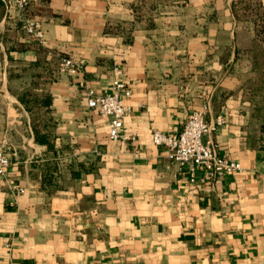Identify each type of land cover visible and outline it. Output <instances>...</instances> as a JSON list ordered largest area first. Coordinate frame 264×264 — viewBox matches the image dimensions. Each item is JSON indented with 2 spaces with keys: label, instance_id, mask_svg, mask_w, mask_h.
<instances>
[{
  "label": "crops",
  "instance_id": "1",
  "mask_svg": "<svg viewBox=\"0 0 264 264\" xmlns=\"http://www.w3.org/2000/svg\"><path fill=\"white\" fill-rule=\"evenodd\" d=\"M30 1L9 14L0 0V264H264V0ZM115 68L135 142L88 105ZM207 101L225 121L207 140L242 168L214 182L152 140Z\"/></svg>",
  "mask_w": 264,
  "mask_h": 264
},
{
  "label": "built area",
  "instance_id": "2",
  "mask_svg": "<svg viewBox=\"0 0 264 264\" xmlns=\"http://www.w3.org/2000/svg\"><path fill=\"white\" fill-rule=\"evenodd\" d=\"M8 13L25 11L30 0H2ZM25 33L41 45H45V35L41 21L29 18L24 22ZM79 69L77 63L69 57L60 61V72L74 74ZM116 79L110 89L98 94L93 90L87 92L88 105L107 116L110 120L109 137L112 141H132L134 136H129L124 127V119L130 111L125 101L131 97V89L123 79L121 68L114 69ZM210 110L209 101L205 102L202 109L188 116L181 132L163 133L153 131L152 140L158 147L167 151L168 159L179 167L191 166L199 169L211 182L223 176H232L241 171V165L227 154H220L215 143L207 140L217 127L224 124L223 117H218L215 123L207 121ZM10 167V159L3 146H0V183Z\"/></svg>",
  "mask_w": 264,
  "mask_h": 264
},
{
  "label": "trees",
  "instance_id": "3",
  "mask_svg": "<svg viewBox=\"0 0 264 264\" xmlns=\"http://www.w3.org/2000/svg\"><path fill=\"white\" fill-rule=\"evenodd\" d=\"M245 9H246V6H245ZM257 36H258V38L260 40L264 39V24L260 25L259 29L257 30ZM258 53H260L259 54L260 57H263L264 58V49H260ZM262 62H261V60L260 61H257L256 68H257V70L259 72L258 73L259 74L258 77L260 76L261 77V81L264 83V63H262ZM254 91L256 93H259L261 95L264 90L263 89H259L257 87H254Z\"/></svg>",
  "mask_w": 264,
  "mask_h": 264
},
{
  "label": "rangeland",
  "instance_id": "4",
  "mask_svg": "<svg viewBox=\"0 0 264 264\" xmlns=\"http://www.w3.org/2000/svg\"><path fill=\"white\" fill-rule=\"evenodd\" d=\"M262 61V60H261ZM262 63H264V61L262 62ZM256 83H254V86L255 87H257V88H259V89H263L264 90V83L261 81V77L259 76V77H257V79H256ZM256 101L258 102V105L260 106L261 105V107H262V111H257L258 112V114L260 115H262L263 116V119H264V91H263V93L256 99Z\"/></svg>",
  "mask_w": 264,
  "mask_h": 264
}]
</instances>
